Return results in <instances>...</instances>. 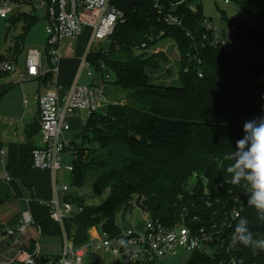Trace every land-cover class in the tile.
Here are the masks:
<instances>
[{"label": "trees", "instance_id": "trees-1", "mask_svg": "<svg viewBox=\"0 0 264 264\" xmlns=\"http://www.w3.org/2000/svg\"><path fill=\"white\" fill-rule=\"evenodd\" d=\"M4 1L30 4V0ZM123 1L112 0L119 9ZM154 1L132 0L126 10L121 9L125 22L117 27L109 46L88 57L99 76L101 63L105 70L115 71L112 85L124 97L86 120L83 146L72 141L73 186L88 188L93 195L109 191L108 199L96 207L68 196V202L83 208L74 222L85 233L95 227L115 235L117 221H125L137 206L168 225L224 233L231 254H195L188 264H225L231 255L243 264H264V250L232 242L241 219L247 220L254 242L264 240V214L248 204L244 182L233 185L226 173L244 123L264 115V0H228L247 18V22H230L247 33L240 61L221 50H194L203 32L200 5L192 11L188 1L156 0L162 6L158 12ZM165 14L181 20L182 27L164 23ZM19 17L13 24L19 19L28 26L38 21L32 14ZM164 40L174 42L179 56L178 80L172 85L155 84L150 76L160 59L167 62L164 54L154 52ZM19 41L23 44V36ZM198 60L200 66L191 65ZM132 197L136 204L131 208ZM234 209H241L236 220L231 218ZM64 224L70 233L68 219ZM34 252L30 241L28 253Z\"/></svg>", "mask_w": 264, "mask_h": 264}, {"label": "built area", "instance_id": "built-area-1", "mask_svg": "<svg viewBox=\"0 0 264 264\" xmlns=\"http://www.w3.org/2000/svg\"><path fill=\"white\" fill-rule=\"evenodd\" d=\"M215 2L216 0H212ZM58 6V16L54 14L55 4ZM182 2V1H181ZM228 4V0H224ZM4 1L0 6V18L5 19L12 9ZM33 9H46L48 25L45 28L47 43L45 55L48 62V71L42 72V54L37 49H29L22 64L16 58L0 57V89L10 88L13 85L25 81L44 77L49 74L56 76L59 72L61 60L60 41L63 38H81L85 29L92 30L85 53L80 58L79 70L84 71L88 79L86 84L75 83L63 96L58 91L49 92L38 96V131L43 140V147H33L30 151L29 167L35 170L48 171L53 174L60 170L72 174L73 165L65 166L64 158L75 159L72 150V141L64 137L69 131L66 122L68 116H75L79 112L86 114V120L96 114H101L109 105L105 96L109 74L101 75L93 79V73L89 70L91 63L88 57L93 53L96 45L108 42L114 35L117 27L125 22V13L115 6L112 0H30ZM153 9L160 12L162 6L158 1L153 2ZM192 11L195 9L190 7ZM162 21L170 26L182 27V21L171 14H165ZM57 23V24H56ZM198 49H215L242 58L244 54V37L241 30L234 24L226 27H216L209 20L204 19L202 24ZM201 61H197V66ZM104 70V65L100 64ZM197 76L202 78V72ZM4 79H9L2 82ZM26 103V101H24ZM85 120V117H83ZM69 187L63 186L56 189L55 198L48 203H40L47 211L48 217L59 225H63L62 246L56 257L45 258L44 264H84V258L90 253L104 252L118 262L130 261L133 264H154L157 260L168 255H176L179 249H185L195 254L213 256L217 253L231 254V246L226 244L224 233L207 232L203 228H190L183 225H168L150 217V215L135 207L142 218V227L132 226L124 228L120 220L116 227L118 232L112 235L93 227L89 229L86 239L74 246L68 235L64 220L70 219L82 212L81 206L68 202ZM241 209H234L231 213L232 220L239 218ZM130 215L126 217V221ZM33 222L28 213L22 216L17 229L0 233L1 248L11 249L24 235ZM230 238V237H229ZM6 242V244H3ZM10 243V244H8ZM233 246V245H232ZM234 247V246H233ZM18 259L23 264H39L37 254H29L25 250H19ZM225 264H243L242 259H236L231 255Z\"/></svg>", "mask_w": 264, "mask_h": 264}, {"label": "rangeland", "instance_id": "rangeland-1", "mask_svg": "<svg viewBox=\"0 0 264 264\" xmlns=\"http://www.w3.org/2000/svg\"><path fill=\"white\" fill-rule=\"evenodd\" d=\"M132 0H125L120 3L119 7L122 10H126L129 3ZM183 1V0H182ZM190 3L192 8H196L200 5L202 17L204 19L209 20L216 27H226L228 22H247V18L244 13L239 11L236 5L229 1L228 4L224 3V0H216L213 2L212 0H184ZM4 4V0H0V6ZM7 7L11 8L12 11L7 15L5 19L0 18V57L4 58H15L18 63H22L25 60L27 51L29 49H37L42 54V72L48 71V62L45 55V46L47 43V37L45 35V28L48 25V20L46 17V9L44 8H35L33 9L28 5H18V4H7ZM34 15L38 18V21L32 25H25L24 21H17L15 24L13 22L16 20V17L20 18L21 15ZM244 37V45L246 40V32L242 31ZM23 36V44L20 45L19 39ZM88 36L85 34L82 38L72 39V38H63L60 41V54L62 63H60L61 70L60 74L65 73L67 77V83H71L72 86L75 83L78 84H86L88 83V79L85 78L84 71L79 70L80 58L86 51V47L88 44ZM109 42H102L99 45H96L93 49V53H97L100 48L106 49L109 46ZM20 46V47H19ZM64 47V49H63ZM62 48V49H61ZM64 50V53H63ZM17 51V52H16ZM16 52V54H15ZM155 53H162L167 57V62H164L160 59L159 68L150 73L151 78L153 79L155 84H164V85H172L174 81L178 80V72L180 69L179 66V56L175 47L174 42L169 40L161 41L155 48ZM255 57H258L255 55ZM242 58H237V60H243ZM190 64V63H189ZM192 64H197V61H193ZM89 70L93 73V79H97L99 74L95 72L93 66L89 67ZM185 72L186 69H185ZM109 74V81L106 86L105 96L107 100H109V105L116 106L119 104V101L123 99L124 93L116 88L112 83L116 79V73L113 69L106 68L103 70V75ZM38 82L36 80L25 81L20 84L16 88H12L10 92H13L15 89H22L24 95L19 96V98H12L11 109L18 110L21 112L19 118L16 119L19 121V126L23 125V116L27 114L32 119L28 125H32L35 123L34 120V111L33 108L36 105V97L38 94ZM11 97V96H10ZM23 101H27V106L23 108L21 105ZM6 110L2 111V114L6 113ZM85 117V120L83 119ZM22 119V120H21ZM15 119L11 120L8 117H1L0 122L11 123L14 122ZM29 120V119H28ZM66 122L69 125V131L64 134L68 140L73 141L77 144L78 147L83 146V142L87 141V138H82V133L84 129V125L86 123V114L84 112H79L75 116H68ZM18 126V129L20 128ZM40 138V139H39ZM41 140V145L37 144V148L43 147V140L41 134L36 137L37 143ZM64 167L73 165V158L69 157L68 159L64 158L63 160ZM63 186L69 187L68 196L71 198H80V200L84 203V206H99L102 205L109 197V191L104 190L100 195H93L88 188L78 189L72 184V176L70 173L65 170H60L56 173V175L52 178L51 187H50V199L43 200L42 198L34 196L33 198L28 194L22 193V196L7 200L8 192L0 184V204L5 202L0 206L1 218H14L20 217L26 211H29L31 216L34 218H40V220H44L50 228L48 227L46 231H51L52 235H35L34 240L37 241L38 245H41L44 250L38 251L37 262L41 264V260L45 257H56L61 245L63 238V225H59L51 220L48 215L44 212V209L39 206V203H48L55 198V192L57 188H62ZM32 201V205L26 204V201ZM70 201V198H69ZM134 204V205H133ZM136 200L135 198H131V208L135 206ZM137 208V206H135ZM134 207V208H135ZM130 215V219L128 221L122 220L124 224V228H131L132 226H137L138 228L142 227V218L137 211H132L128 213ZM22 217V216H21ZM76 217L70 218L68 221L71 227V232L68 233L70 235L69 239L72 245L76 246L77 243L81 240V237L85 236L86 233L81 232L80 227L77 223H75ZM21 220V219H20ZM18 226V225H17ZM7 227V226H6ZM16 227V226H15ZM92 228V227H91ZM89 228V229H91ZM14 229H17L14 228ZM30 229V228H29ZM29 229L25 233V235H21L19 239L25 240L27 235L29 234ZM88 231V230H87ZM3 244H6L4 242ZM10 244V243H8ZM15 250L18 251L17 244L14 246ZM195 256L194 252H189L185 249H179L176 255H168L164 258L157 260L154 264H188L192 258ZM84 264H118V261L114 259L109 254L104 252L90 253L84 258Z\"/></svg>", "mask_w": 264, "mask_h": 264}, {"label": "crops", "instance_id": "crops-1", "mask_svg": "<svg viewBox=\"0 0 264 264\" xmlns=\"http://www.w3.org/2000/svg\"><path fill=\"white\" fill-rule=\"evenodd\" d=\"M91 33L92 30L90 28L85 29L84 34L85 36H88V39L90 38ZM60 63H62V59L60 60ZM60 63H59V72L62 66V64L60 66ZM59 72L58 75L49 76V78L46 80H45L46 75L41 78L33 79L36 80L39 84H38V94L36 97V105L33 108V111L35 110L34 111L35 123L32 125H28L32 119L30 118L29 115L27 116V114H25V116H23L24 124L19 126L20 123L16 119H20L19 116L21 112H19L18 110L11 109V103L13 102L12 98H19V96L24 95L22 89H15L13 92H10L11 89L16 88L18 84L13 85L10 88L4 87L0 89V116L8 117L11 120L15 119L14 122L11 121V123L0 122V184H2L8 191V197L6 201L12 199V197L14 198H17L19 196L21 197L22 193L24 194L28 193L32 198L36 196L42 198L43 200H48L51 197L49 191L51 187L52 178L56 175V173L53 174L48 171L31 169L29 167V161H30L31 149L33 147L37 148L39 144L41 145V140L39 143H37L36 141V137L39 136L40 134L38 131V121H37L38 96L45 93L56 92V91H58L59 95L63 96L73 86V85L70 86L71 83H67L68 79L65 73L60 74ZM8 80L9 79H4L2 82L4 83ZM31 81L32 80H30V82ZM27 104H28L27 101L26 103H24L23 101V104L21 106L25 108ZM3 110H6L7 112L2 114ZM18 126L20 127L19 129ZM5 202H3L2 204H4ZM31 203L32 201L30 200L26 201V204L28 205H32ZM2 204H0V206ZM44 212L46 213L45 209ZM25 213H28L29 216L31 217L33 226L29 229L30 232L25 238V240L19 239L17 243V247L19 248L18 251L15 250V247L7 250L6 248L4 249L1 248L0 245V264H18V263L20 264L18 259H22V257L18 256V253L20 252L19 250L21 251L25 250L26 252H28L30 241L34 242L35 253L38 255V251H42L44 249L41 245L37 244L36 240H34L35 235L36 234L52 235V233H50L51 231L48 232L46 231V229L48 227L50 228V226L47 223H45L44 220H40V218H34V216H31L29 211L24 212L23 214L20 215V217L1 218L0 216L2 233L8 230H14V228H16L17 225H19L20 221L22 220L21 216H23ZM89 231L86 232V235L84 237L83 236L81 237V240L79 241V243H77V245L82 243L86 239Z\"/></svg>", "mask_w": 264, "mask_h": 264}, {"label": "clouds", "instance_id": "clouds-1", "mask_svg": "<svg viewBox=\"0 0 264 264\" xmlns=\"http://www.w3.org/2000/svg\"><path fill=\"white\" fill-rule=\"evenodd\" d=\"M264 100V96L261 97ZM264 112V108L261 109ZM233 160L226 173L231 176V183L244 182L248 193V204L258 213L264 214V115L246 121L243 136L235 144V151L230 154ZM247 220L241 219L232 234L233 244L264 250V240L254 242L252 233L246 227Z\"/></svg>", "mask_w": 264, "mask_h": 264}, {"label": "water", "instance_id": "water-1", "mask_svg": "<svg viewBox=\"0 0 264 264\" xmlns=\"http://www.w3.org/2000/svg\"><path fill=\"white\" fill-rule=\"evenodd\" d=\"M54 14H55L56 17L58 16V6H57V2H56V4H55ZM56 24H57V23H56ZM42 263L44 264L45 261H42Z\"/></svg>", "mask_w": 264, "mask_h": 264}]
</instances>
